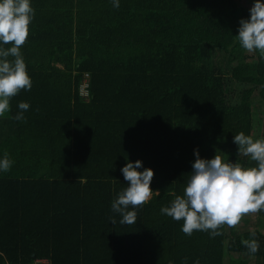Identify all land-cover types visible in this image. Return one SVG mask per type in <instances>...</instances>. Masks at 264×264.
<instances>
[{"label":"trees","instance_id":"obj_1","mask_svg":"<svg viewBox=\"0 0 264 264\" xmlns=\"http://www.w3.org/2000/svg\"><path fill=\"white\" fill-rule=\"evenodd\" d=\"M30 3L21 52L32 87L0 117V159L13 161L0 171V264H224L225 251L239 254L228 264H264L259 229L187 236L183 221L161 213L183 194L194 149L253 164L233 140L250 135L247 100L255 88L264 98V59L243 49L234 63L227 48L235 17L249 10L236 0ZM218 49L230 59L217 61ZM20 102L30 105L26 122L13 119ZM138 159V171H154L153 195L135 209L136 224H121L111 204L127 187L121 168ZM251 239L254 255L242 243Z\"/></svg>","mask_w":264,"mask_h":264},{"label":"clouds","instance_id":"obj_2","mask_svg":"<svg viewBox=\"0 0 264 264\" xmlns=\"http://www.w3.org/2000/svg\"><path fill=\"white\" fill-rule=\"evenodd\" d=\"M119 7V0H112ZM250 17L239 21L240 46L248 53L258 52L264 59V0H254L249 9ZM30 0H0V117L10 110V100L21 90H31L32 80L21 52L29 35V25L34 17ZM7 46V47H5ZM27 102H20L21 110L13 119L20 121ZM233 142L238 153L256 162L254 167L241 163L225 162L217 154L211 159L201 158L194 149L195 161L182 195H175L169 206L161 207V213L175 221H183L182 232L191 236L194 231L209 232L211 237L221 235V227L234 228L242 217L264 211V139H254L239 132ZM13 161L5 152L0 159V171L8 172ZM142 167V161H128L122 168L127 187L112 201L111 208L122 217L121 224H136L135 209L148 203L153 195L150 187L154 177L151 168ZM156 194L160 193L156 191ZM133 210H129V207ZM116 222L114 219L111 221ZM255 237V232L251 233ZM251 254L259 250L256 239L242 240ZM199 264V261H196Z\"/></svg>","mask_w":264,"mask_h":264},{"label":"rangeland","instance_id":"obj_3","mask_svg":"<svg viewBox=\"0 0 264 264\" xmlns=\"http://www.w3.org/2000/svg\"><path fill=\"white\" fill-rule=\"evenodd\" d=\"M237 4L240 7H244L246 10H249L253 3L254 0H236ZM237 19V23L235 24L234 28L232 29L233 33V38L231 42L228 44L227 48L229 50V53L232 54L231 60L234 63H238L242 61V53H243V48L240 46L236 35H238V29H239V19ZM214 56L217 61H220L221 59L224 61L229 60V56L227 55L226 52L221 51L218 49L215 53ZM235 80H233V86H235ZM235 98V97H234ZM88 98H85V100ZM250 103V108H251V119H252V128L250 131V135L254 139H264V98H262L258 92V88H255V90L252 92L251 96L247 100ZM249 161L253 162V164H249V167H254L256 166V162L252 161L250 157L248 158ZM261 216V215H260ZM259 215L256 214H248L242 217L239 225H237L234 228L228 227L226 225V230L227 233L229 234V231L231 229L233 230H252V229H259L262 233H264V228L263 224L259 223L258 221ZM227 243V237L225 239V244ZM244 255V253H243ZM239 254L237 252H228L225 251L224 253V264H228L232 258H237ZM254 256H251L249 260H253Z\"/></svg>","mask_w":264,"mask_h":264},{"label":"built area","instance_id":"obj_4","mask_svg":"<svg viewBox=\"0 0 264 264\" xmlns=\"http://www.w3.org/2000/svg\"><path fill=\"white\" fill-rule=\"evenodd\" d=\"M79 88V93L84 96L87 97L89 95L88 92V80L86 78V74H82V79L78 85ZM27 264H50V260L46 257H39V258H35L32 261L28 262Z\"/></svg>","mask_w":264,"mask_h":264},{"label":"crops","instance_id":"obj_5","mask_svg":"<svg viewBox=\"0 0 264 264\" xmlns=\"http://www.w3.org/2000/svg\"><path fill=\"white\" fill-rule=\"evenodd\" d=\"M83 74H86V78H87V80L89 81V72H88V71H84ZM88 98H89V97H88ZM86 100H88V99H86Z\"/></svg>","mask_w":264,"mask_h":264}]
</instances>
